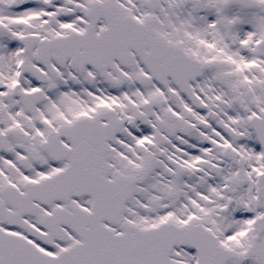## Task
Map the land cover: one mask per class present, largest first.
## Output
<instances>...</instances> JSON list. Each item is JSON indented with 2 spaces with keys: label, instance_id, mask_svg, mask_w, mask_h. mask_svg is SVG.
I'll use <instances>...</instances> for the list:
<instances>
[{
  "label": "snow or ice",
  "instance_id": "6c2138e0",
  "mask_svg": "<svg viewBox=\"0 0 264 264\" xmlns=\"http://www.w3.org/2000/svg\"><path fill=\"white\" fill-rule=\"evenodd\" d=\"M0 264H264V0H0Z\"/></svg>",
  "mask_w": 264,
  "mask_h": 264
}]
</instances>
